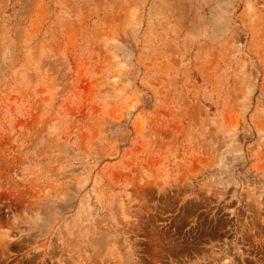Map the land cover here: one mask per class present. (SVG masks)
Wrapping results in <instances>:
<instances>
[{"label": "rangeland", "instance_id": "374dc122", "mask_svg": "<svg viewBox=\"0 0 264 264\" xmlns=\"http://www.w3.org/2000/svg\"><path fill=\"white\" fill-rule=\"evenodd\" d=\"M0 264H264V0H0Z\"/></svg>", "mask_w": 264, "mask_h": 264}]
</instances>
